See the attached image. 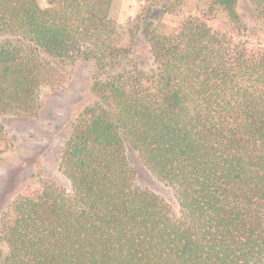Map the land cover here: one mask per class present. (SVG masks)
<instances>
[{
	"label": "trees",
	"instance_id": "trees-1",
	"mask_svg": "<svg viewBox=\"0 0 264 264\" xmlns=\"http://www.w3.org/2000/svg\"><path fill=\"white\" fill-rule=\"evenodd\" d=\"M210 1L238 31L243 11L264 20V0ZM113 4L0 0V159L2 121L36 117L66 65L92 67L59 155L69 187L40 178L5 204L0 264H264V46L192 17L161 34L148 11L138 62ZM128 151L177 210L136 183Z\"/></svg>",
	"mask_w": 264,
	"mask_h": 264
},
{
	"label": "rangeland",
	"instance_id": "rangeland-1",
	"mask_svg": "<svg viewBox=\"0 0 264 264\" xmlns=\"http://www.w3.org/2000/svg\"><path fill=\"white\" fill-rule=\"evenodd\" d=\"M38 2L41 7H46V0ZM165 3L172 7L170 14L160 10ZM239 3L242 7L246 5L245 0H239ZM148 11L152 14L147 19L154 20V27L161 34L171 32L183 19L192 17L205 22L212 31L264 46V20L243 11L246 28L238 31L210 0H114L112 20L123 40L132 42L138 62L144 63L146 49L136 26ZM63 72L65 82L61 86L45 87L39 92L36 117L11 116L2 121L12 147L0 159V211L23 188L40 178L69 187L58 170L59 155L68 137L70 123L92 100L89 94L92 67L79 61L66 65ZM127 158L135 171L136 183L153 191L177 210L171 189L156 181L136 154L128 151Z\"/></svg>",
	"mask_w": 264,
	"mask_h": 264
}]
</instances>
